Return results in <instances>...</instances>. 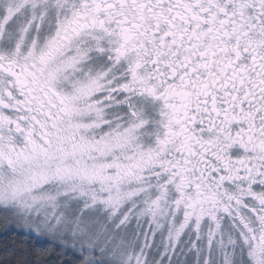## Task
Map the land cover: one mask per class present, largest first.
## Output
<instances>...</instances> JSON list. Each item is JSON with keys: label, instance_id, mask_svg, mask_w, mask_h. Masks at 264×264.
<instances>
[{"label": "snow or ice", "instance_id": "obj_1", "mask_svg": "<svg viewBox=\"0 0 264 264\" xmlns=\"http://www.w3.org/2000/svg\"><path fill=\"white\" fill-rule=\"evenodd\" d=\"M0 264H264V0H0Z\"/></svg>", "mask_w": 264, "mask_h": 264}]
</instances>
